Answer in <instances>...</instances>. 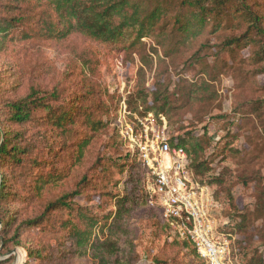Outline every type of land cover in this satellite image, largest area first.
Masks as SVG:
<instances>
[{
    "label": "rangeland",
    "instance_id": "obj_1",
    "mask_svg": "<svg viewBox=\"0 0 264 264\" xmlns=\"http://www.w3.org/2000/svg\"><path fill=\"white\" fill-rule=\"evenodd\" d=\"M141 1L148 10L164 5L170 13L157 25L167 23L162 31L157 29L131 46L132 39L101 43L79 34L65 40L48 39L44 33L34 35L38 28L33 23L40 15H45L44 21L56 20L43 0H0V5L14 4L9 13L0 8L1 17H22L23 34L31 35L23 40L22 34L15 33L12 41L0 47V128L19 132L32 147L33 157L42 163L38 169L32 162L22 168L0 163V181L6 179V191L13 196L3 208L14 214L16 226L38 217L47 203L80 187L83 195L74 199L77 204L91 208L98 217L112 212L114 199L125 193L121 183L126 168L122 166L129 149L121 141V122L135 126L153 114L165 119L170 138L188 132L195 136L190 143L203 142L200 161L208 171L195 173L197 180L216 192L225 207L223 216L233 223L235 239L245 243L247 258L264 256L262 65L253 58L256 48L222 47L246 29L235 15L239 4L250 9L264 28V0H232L228 16L216 31L209 24L200 37L186 43L171 29L172 17L179 11L174 0ZM200 47L204 49L198 53ZM158 81L168 87L169 101L175 106L169 118L156 116L155 111L145 113V106L134 102V93L143 90L149 104ZM32 89L58 92L59 106L72 96L80 97L81 113L75 124L57 129L46 122L44 109L33 112L29 124L8 123L4 104L25 97ZM128 101L132 106L128 107ZM87 117L106 123V128L92 131L84 121ZM55 176L58 183L42 185L37 195L40 180ZM84 178L86 185L81 184ZM65 220V212L55 213L50 223L24 228L18 238L12 227L6 247L0 246V264H57L64 260L63 249L69 247L63 246L66 235L60 225ZM131 222L135 227L131 264L202 263L191 253L192 246L185 247L171 237L159 211H135ZM42 248L47 259L27 256V249Z\"/></svg>",
    "mask_w": 264,
    "mask_h": 264
},
{
    "label": "trees",
    "instance_id": "obj_2",
    "mask_svg": "<svg viewBox=\"0 0 264 264\" xmlns=\"http://www.w3.org/2000/svg\"><path fill=\"white\" fill-rule=\"evenodd\" d=\"M174 1L179 7V11L172 17L171 29L179 35V39L183 43L200 37L209 24H212L213 31H216L223 18L228 16L229 6L232 5V0ZM43 2L47 6V10L53 12L56 20L55 22L44 21L45 15H40L33 23L35 28H38L34 35L44 33L46 34L43 35L44 37L57 40H65L74 34H79L101 43L132 39L130 45L134 46L140 43L141 39L152 36L157 29L162 31L167 23L161 26L157 25L163 17L170 13L169 8L164 5H155L148 10L145 7L146 4L141 0H43ZM12 5H14L13 2H8L0 5V8L8 12L14 9ZM235 15L247 25L246 29L239 36L226 40L222 47L226 50L256 48L257 51L253 58L259 65H262L260 74L264 75V28L260 19L242 4L237 5ZM22 20V17H1L0 15V47L8 41H12L15 33L16 35L22 34L21 39L23 40L31 37L28 32L23 34L25 32L21 29ZM165 36L168 37L167 33ZM203 49L200 47L197 52L200 53ZM155 87L151 91L152 100L149 104H147V95L143 90L134 93L135 98L137 97L134 102L144 105L145 113L155 111L156 116L161 114L169 118L175 106L169 101L168 87L160 81L155 84ZM58 95V92L55 91L45 93L32 89L23 98L13 102L8 101L3 106L7 111V122L12 126L29 124L33 121L32 113L38 109H44L46 122L57 129L65 130L68 126L75 124V119L81 113L82 100L80 97L72 96L65 105L59 106L56 104ZM127 104L128 107L132 106L129 101ZM84 121L92 131H99L107 126L106 123L94 121L90 117ZM261 124L264 128V120ZM193 137H195L193 134L187 132L172 138V144L183 147L190 158L191 169L194 173L203 175L208 171L204 162L200 161L203 142L194 140L190 143ZM121 141L125 146L124 141ZM85 145L86 143L83 144L82 149ZM125 157L126 162L122 167H125L126 170L121 183L125 193L114 199V210L101 217H98L91 208L81 206L74 201L75 198L83 195L78 187L73 192L47 203L38 217L20 221L14 226V214L9 215L3 208V205L13 196L9 193L10 191H6L7 182L5 178H2L0 181V246L6 247L8 242L6 237L12 227H15L14 234L18 238L22 229L39 228L50 223L51 215L65 212L67 220L60 226L66 235L63 246H68L69 249H63L64 260H57V264H61V262L66 264H131L135 259L133 244L135 227L131 222V216L133 212L145 208L150 211L155 209L148 205L144 192L146 170L140 165L135 153L128 151ZM30 162L37 169L40 167L41 162L37 156L33 157L32 147L24 142L19 132H7L0 128L1 165H5L7 168H22ZM40 181V186L35 188L37 195L42 191V185L46 183L55 185L58 183L59 177L45 178ZM81 182L82 185L87 184L85 178ZM214 194L219 201L215 191ZM30 199H32L31 196ZM262 202L264 203V190H262ZM5 214L6 216H4ZM163 223L165 228L171 230V237L182 242L185 247L189 244L185 240L177 239L172 228L167 223ZM79 225L82 229L79 228ZM233 228L234 226L231 233L234 235ZM233 246L237 250L241 264H264V256L252 254L247 258L243 240L235 239ZM44 251H46L44 248L40 250L27 249L26 253L33 260H45L47 258L42 255ZM191 253L200 259L194 249ZM201 264L205 263L202 261Z\"/></svg>",
    "mask_w": 264,
    "mask_h": 264
},
{
    "label": "built area",
    "instance_id": "obj_3",
    "mask_svg": "<svg viewBox=\"0 0 264 264\" xmlns=\"http://www.w3.org/2000/svg\"><path fill=\"white\" fill-rule=\"evenodd\" d=\"M120 135L146 170L148 205L161 213L177 239L187 241L205 264H241L225 207L210 186L197 180L185 149L172 144L165 119L148 114L135 126L121 122Z\"/></svg>",
    "mask_w": 264,
    "mask_h": 264
}]
</instances>
